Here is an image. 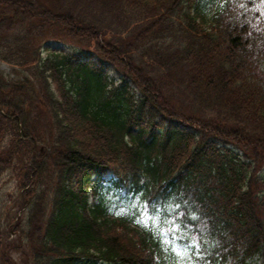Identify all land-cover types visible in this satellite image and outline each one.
<instances>
[{
    "label": "trees",
    "instance_id": "trees-1",
    "mask_svg": "<svg viewBox=\"0 0 264 264\" xmlns=\"http://www.w3.org/2000/svg\"><path fill=\"white\" fill-rule=\"evenodd\" d=\"M47 39L93 48L120 82L42 57ZM0 59L26 74L0 75V264L7 173L26 264H264V0H0ZM146 200L210 255L137 223Z\"/></svg>",
    "mask_w": 264,
    "mask_h": 264
},
{
    "label": "snow or ice",
    "instance_id": "snow-or-ice-1",
    "mask_svg": "<svg viewBox=\"0 0 264 264\" xmlns=\"http://www.w3.org/2000/svg\"><path fill=\"white\" fill-rule=\"evenodd\" d=\"M154 203V201L151 200H146L144 202L143 207H141L138 204H133L132 205V218L135 219L137 221V223H142L136 213L137 211L140 214H145V212L147 213V216L149 217V223L147 224H143L142 226L145 227V229L147 231L152 230V222H151V217L152 215L156 212V209L151 207V205ZM185 203H187V201H185ZM175 207L179 210L181 208L180 204H176ZM191 215V220L196 221L198 220V217L192 213ZM181 230V225L177 224V223H173V236H175L176 232H179ZM153 236H155L156 234L153 232L152 233ZM176 240H177V244H179L181 241H186V243L184 244V247L182 249H180L181 252H184L185 255L190 259L193 255H195L196 257L200 258V259H205V257L207 255H210V253H204V249L202 247V243L204 245H206L208 243V240L205 239L203 242H201L198 239H191V238H187V237H183V236H175ZM158 243H160L161 245H163L164 243H167L169 245H171L173 247V250L176 251L177 250V246L176 245H172V239L168 238L167 240H160L158 239L157 241ZM219 243L218 241H214L213 242V246H215V244ZM179 254V253H178ZM193 264H195V262H193ZM206 264H211V261H206Z\"/></svg>",
    "mask_w": 264,
    "mask_h": 264
},
{
    "label": "rangeland",
    "instance_id": "rangeland-1",
    "mask_svg": "<svg viewBox=\"0 0 264 264\" xmlns=\"http://www.w3.org/2000/svg\"><path fill=\"white\" fill-rule=\"evenodd\" d=\"M72 51V50H71ZM74 52V51H73ZM0 70H2V72L4 73V75L6 76V77H8V78H10V77H12L13 75H14V73H13V69H12V67H10L9 65H7V64H5V63H2V62H0ZM110 73H112V74H115V72L114 71H112V72H110ZM107 178H108V176H107ZM7 179V178H6ZM6 183H7V187L8 188H11V186H14V183L13 182H11V180L9 179L8 181L6 180ZM13 215H16L15 214V212L13 213ZM8 224V222L6 223V225ZM7 229H9V230H7V234H6V232H5V234H4V237L5 238H8V233H10L11 231H13L14 232V234L12 235V238L13 237H16L15 235H17L16 234V232H15V230H14V226H13V228H12V225H9L8 227H7ZM6 240V239H5ZM15 252H17V251H15ZM15 252H13V255H14V257L15 258H18V253H15Z\"/></svg>",
    "mask_w": 264,
    "mask_h": 264
}]
</instances>
